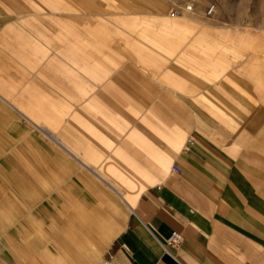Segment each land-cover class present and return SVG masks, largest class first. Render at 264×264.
<instances>
[{
    "label": "crops",
    "instance_id": "obj_1",
    "mask_svg": "<svg viewBox=\"0 0 264 264\" xmlns=\"http://www.w3.org/2000/svg\"><path fill=\"white\" fill-rule=\"evenodd\" d=\"M154 27L152 43L178 56L189 73L178 82L167 76L192 114L183 148L180 135L179 145L167 150L169 159L176 154L168 173L153 176L154 160L166 152L155 136L165 143L159 138L165 128L151 131L145 122L144 130L127 128V134L141 135V149L127 155V173L152 175L154 184L105 242L97 215L102 210L111 221L119 191L110 185L116 207L104 206L78 179L88 176L98 185L105 179L69 160L76 173L62 175L57 189L39 190V183L54 181L52 159L38 161L53 149L52 141L0 97V264H264V63L244 64L235 75L236 45L213 40L188 21L161 19ZM142 112L150 118L151 111ZM87 213L92 223H85ZM173 232L184 242L165 249Z\"/></svg>",
    "mask_w": 264,
    "mask_h": 264
},
{
    "label": "rangeland",
    "instance_id": "obj_2",
    "mask_svg": "<svg viewBox=\"0 0 264 264\" xmlns=\"http://www.w3.org/2000/svg\"><path fill=\"white\" fill-rule=\"evenodd\" d=\"M182 2L0 0V97L52 141L53 149L38 161L52 159L54 181L39 183L38 189H57L62 175L76 173L65 161L77 167L84 162L87 174L95 170L105 181L98 182L101 188L88 176L78 179L87 191L113 209L109 186L120 193L113 190L119 209L108 224L102 210L97 215L105 242L122 229L129 206L154 184V173H168L176 154L169 159L167 150L181 140L183 148L192 130L191 111L177 99L174 79H167L172 73L178 82V76L189 73L178 56L152 43L158 32L154 25L161 19L188 21L213 40L236 45L240 58L230 67L235 75L244 64L264 63V0H195L194 14L172 16ZM213 4L217 13L207 18L205 11ZM147 109L150 118L143 119ZM143 122L151 131L166 130L159 137L165 143L155 136L166 152L154 160L150 177L131 176L126 166L127 155L141 149V135L127 134V128L144 130ZM92 222L87 213L85 223Z\"/></svg>",
    "mask_w": 264,
    "mask_h": 264
},
{
    "label": "built area",
    "instance_id": "obj_3",
    "mask_svg": "<svg viewBox=\"0 0 264 264\" xmlns=\"http://www.w3.org/2000/svg\"><path fill=\"white\" fill-rule=\"evenodd\" d=\"M197 8V4L195 0H185V2L180 3L177 5V7L172 11V16H178L180 14H194ZM217 13V6L216 5H210L207 7L205 11V16L207 18H213ZM193 139L191 138L190 141ZM173 170L176 172H181L179 168L173 167ZM184 242V237L179 232H173L172 235L167 239L166 243L163 245V247L166 249L167 247L172 248H178L180 247ZM105 264H110V261H106Z\"/></svg>",
    "mask_w": 264,
    "mask_h": 264
}]
</instances>
